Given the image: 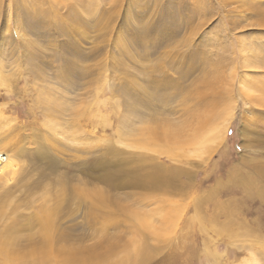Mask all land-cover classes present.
Wrapping results in <instances>:
<instances>
[{"label":"rangeland","instance_id":"rangeland-1","mask_svg":"<svg viewBox=\"0 0 264 264\" xmlns=\"http://www.w3.org/2000/svg\"><path fill=\"white\" fill-rule=\"evenodd\" d=\"M261 61L264 0H0V230L30 251L47 210L53 264H264Z\"/></svg>","mask_w":264,"mask_h":264},{"label":"bare ground","instance_id":"bare-ground-1","mask_svg":"<svg viewBox=\"0 0 264 264\" xmlns=\"http://www.w3.org/2000/svg\"><path fill=\"white\" fill-rule=\"evenodd\" d=\"M27 18V17H26ZM28 19V18H27ZM26 19V20H27ZM25 19H23L22 21H24ZM261 20V19H260ZM263 22V21H262ZM260 24V23H259ZM263 24V23H262ZM260 26V25H259ZM21 34H22V36H21V38L23 37V40H30L29 38H28V36L25 34V33H23V32H21ZM30 37V36H29ZM31 38V37H30ZM256 55V54H255ZM252 60V59H251ZM253 61V60H252ZM261 62H263V61H261ZM264 63V62H263ZM258 80V79H257ZM257 80H254V81H257ZM250 81V80H249ZM254 81H252V82H254ZM247 83V82H246ZM258 83V82H257ZM260 83V82H259ZM262 84H264V83H262ZM250 85V84H249ZM250 86H252V85H250ZM250 86H245V87H250ZM256 86H257V84H256ZM254 87V86H253ZM259 88V87H258ZM245 90V89H244ZM248 91H250V90H248ZM247 91V92H248ZM254 92V91H253ZM264 93V92H263ZM213 106H214V104H212ZM219 106V105H218ZM212 110L214 109V108H211ZM211 109H209V110H211ZM216 109H217V107L214 109L215 111H216ZM213 110V111H214ZM218 110V109H217ZM234 112V111H233ZM217 113H220V112H217ZM216 112H211L210 114H213L212 116H210V114H209V116L207 115H205L206 116V119H207V121H209V124H215V121L213 120V118H215V114H217ZM223 113V112H222ZM221 113V114H222ZM188 116V115H187ZM201 116V115H200ZM220 117L221 116H217V118H219L220 119ZM223 117V116H222ZM104 119V118H103ZM201 119V118H200ZM216 119V118H215ZM231 119V118H230ZM229 119V120H230ZM104 122V121H103ZM204 122V121H203ZM207 123V122H206ZM228 124H227V127L225 128V130L226 131H228V128H229V121L227 122ZM208 124V123H207ZM219 125V124H218ZM142 127V126H141ZM158 127V126H157ZM156 127V128H157ZM202 127V126H201ZM200 127V128H201ZM224 127V126H223ZM159 128V127H158ZM157 128V129H158ZM160 128H162V127H160ZM143 129V128H142ZM156 129V130H157ZM221 129H222V127L220 128V126L218 127V126H216V125H213V129H212V131H211V129L209 130V127L206 129V132L204 133V131L203 132H201V133H203V134H205L204 136H202L201 138H200V140H198V141H200V143L202 144V145H204V143H206L207 141H209V140H212L213 141V139L214 140H219V138H220V136H221ZM150 131V130H149ZM148 131V132H149ZM158 131V130H157ZM200 131V130H199ZM202 131V130H201ZM144 132V131H143ZM153 132V131H152ZM151 132V133H152ZM154 132H155V130H154ZM153 132V133H154ZM145 133V132H144ZM152 133V134H153ZM160 133V132H159ZM194 133V132H193ZM197 133V132H196ZM146 134V133H145ZM198 134V133H197ZM134 135V134H133ZM154 135V134H153ZM155 135H157V134H155ZM171 135V134H170ZM175 135V134H174ZM193 135V134H192ZM195 136V135H194ZM134 137V136H133ZM185 138H187V137H185ZM192 138H193V136H192ZM188 140V139H187ZM186 140V141H187ZM192 140V139H191ZM193 140H195L194 138H193ZM196 141V140H195ZM211 141V142H212ZM197 142V141H196ZM216 142V141H215ZM198 143V142H197ZM213 143V142H212ZM191 144V143H190ZM216 144V143H215ZM220 144V143H219ZM205 146V145H204ZM203 147V146H202ZM212 147V146H211ZM204 148H206L207 149V147H204ZM213 148V147H212ZM204 153H209V152H205V151H203ZM204 153H202V154H204ZM200 154V153H199ZM10 165H11V163H10ZM11 166H13V165H11ZM8 169H9V167H8ZM11 170H12V168H11ZM47 209V208H46ZM44 210H45V207H44ZM45 213V214H44ZM44 217H45V220H46V222H45V224L42 226V228H43V231H41L40 232V230H38V232H40V234L42 235V243H41V245L40 246H32L30 249V251H29V249L28 250H26L25 248H18L17 246H18V242H20V241H18V239H19V236L20 235H22V233L20 234V230H15L16 228L18 229V227H16L15 229H11V227H4L3 228V230H0V264H53L51 261H50V258L48 257V249L46 248L48 245H49V240H50V237H51V235H50V229H49V226H50V219H51V216H52V214L50 213V212H47V210H45L44 211ZM40 216L41 215H39V217H37V218H39L40 219ZM44 220V221H45ZM21 239V238H20ZM19 239V240H20ZM117 239V238H116ZM117 240H119V239H117ZM108 241V240H107ZM118 243V242H117ZM22 245V244H21ZM24 245V244H23ZM22 245V246H23ZM110 245V244H109ZM109 245H108V243H107V246L109 247ZM119 245V244H118ZM25 246V245H24ZM28 246V245H27ZM37 247H44L45 249H35V248H37ZM109 248H111V247H109ZM81 249V248H80ZM92 249V248H91ZM98 249V248H97ZM96 249V250H97ZM112 249V248H111ZM78 251H76V249L74 250V252H72V253H69L70 251H73V250H70L68 253L70 254H67V256H66V259H68V260H75V259H77L78 261V263L79 264H108V260L107 259H105L106 258V256H104V258H103V256H101V258L102 259H97V261L95 262H91V260H90V258H88L90 261H88V262H85V259L84 258H87V256L88 255H90V254H94V252L96 251H94L93 252V249L91 250V251H87L86 249V251L87 252H85V250L84 249H81V250H79V249H77ZM105 250V249H104ZM76 251V252H75ZM100 251H102V250H100ZM112 251H113V249H112ZM81 252H84L85 254H87V253H89V254H87V256H83V258H81ZM104 252H108V251H104ZM97 253V252H96ZM92 254V256H94ZM98 256H95L94 257V259H96ZM87 260V259H86ZM35 261V262H34ZM101 261V262H100ZM68 264L67 263V261H63V262H61L60 261V263H58V264Z\"/></svg>","mask_w":264,"mask_h":264}]
</instances>
